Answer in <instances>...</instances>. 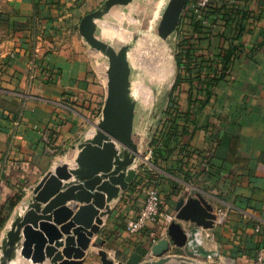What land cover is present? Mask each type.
I'll return each instance as SVG.
<instances>
[{"label": "crops", "instance_id": "1", "mask_svg": "<svg viewBox=\"0 0 264 264\" xmlns=\"http://www.w3.org/2000/svg\"><path fill=\"white\" fill-rule=\"evenodd\" d=\"M104 1L0 0V247L21 204L29 202L45 174L62 162L73 165L78 145L95 132L106 73L99 76L94 69L92 48L78 27ZM149 3L114 6L96 20V36L113 45L116 34L105 33L102 25L110 20L123 25L118 10L133 13ZM206 15L216 23L214 29L193 31L191 21L180 16L174 40L179 35L196 39L198 61L217 60L209 71L217 79L206 99L195 74L178 70L176 112L165 113L164 128L163 122L158 127L167 151L146 168L137 160L128 190L110 202L111 213L102 217L97 236L105 240L103 247L93 246L98 239L93 237L83 264H101V253L118 262L132 252L158 259L152 250L169 239L168 224L187 200L200 201L201 222L211 223L206 228L180 222L185 230H201L199 259L204 262L248 264L259 245L254 226L260 225L264 235V0H214ZM36 46L40 52L34 59ZM136 104L132 138L145 156L155 130L152 123L136 125ZM150 186L159 189L162 215L156 225L129 235L125 222L142 206ZM186 251L170 242L163 256L172 260L165 264H183ZM210 253L216 255L206 260ZM11 264L33 263L18 255Z\"/></svg>", "mask_w": 264, "mask_h": 264}, {"label": "water", "instance_id": "2", "mask_svg": "<svg viewBox=\"0 0 264 264\" xmlns=\"http://www.w3.org/2000/svg\"><path fill=\"white\" fill-rule=\"evenodd\" d=\"M130 1L133 0H105L101 8L86 13L80 20L78 28L84 40L108 60L104 105L95 132L78 145L80 153L74 164L62 162L45 174L29 202L12 220L0 247V264H11L18 255L33 264L46 259L49 264H83L86 250L100 232L102 217L111 213L110 202L128 190L134 180V165L143 154L132 138L135 101L128 53L137 36L119 48L96 36V20L114 6ZM186 2L169 0L166 4L157 26L162 39L176 30ZM72 177L73 181L62 182ZM202 206L197 200L179 203L176 221L167 227L169 239L159 241L152 250L158 259L145 260L132 252L116 264H165L172 260L171 256H163L169 251L170 242L184 247L187 241L181 221L211 226L201 222ZM104 243L98 237L93 246L101 248ZM101 256V264H114L105 253ZM181 259L183 264H194L193 260Z\"/></svg>", "mask_w": 264, "mask_h": 264}, {"label": "rangeland", "instance_id": "3", "mask_svg": "<svg viewBox=\"0 0 264 264\" xmlns=\"http://www.w3.org/2000/svg\"><path fill=\"white\" fill-rule=\"evenodd\" d=\"M149 1L147 9H143L142 6L133 13L126 9L118 10V15L124 18L123 25L116 20H110L101 28L105 33L116 34L113 38L110 37L115 48L131 42L133 36H137L128 53L131 65V91L137 103L136 125L142 124L147 127L152 123L151 128L155 133L164 122L168 104L175 96L173 86L178 67L175 31L167 39H162L157 34L159 20L169 0ZM90 50L94 56V69L99 76L104 75L105 67L108 65L107 58L99 51Z\"/></svg>", "mask_w": 264, "mask_h": 264}, {"label": "built area", "instance_id": "4", "mask_svg": "<svg viewBox=\"0 0 264 264\" xmlns=\"http://www.w3.org/2000/svg\"><path fill=\"white\" fill-rule=\"evenodd\" d=\"M214 0H187L183 11L180 16H183L185 19L196 22L202 30H212L216 27V23L210 20L206 15V10ZM190 22V23H191ZM176 31V30H175ZM182 35L177 37V40L181 38ZM40 52L39 47H35L33 50V58H38V54ZM183 62H186L183 59ZM186 65H182L180 67L181 70H184ZM215 67H211L213 69ZM154 146L150 145L145 153V156L142 158V164L147 167L149 161L153 158ZM26 206V203L23 202L20 206V212L22 208ZM222 216H224L223 211L219 212ZM162 215L161 211V197L159 189L156 186H150L146 190L143 204L136 212V214L130 218H128L125 222L126 232L129 235H134L143 230H146L152 225H156L158 223L159 218ZM172 219V218H171ZM169 225V224H168ZM254 230L259 235V245L254 252L253 256L250 258L248 264H264V235L262 233L260 225H255ZM187 241L185 244V248H187L185 258L187 260H193L194 264H204V261L199 259L200 256V246L203 244V236L201 234V230L199 228L193 230H186ZM198 236V241H194L193 237ZM189 238L193 240L191 247L189 246ZM152 242H156V239L153 238ZM216 254H206V260L211 259ZM145 260H148L145 258ZM114 264L118 263L112 258Z\"/></svg>", "mask_w": 264, "mask_h": 264}, {"label": "trees", "instance_id": "5", "mask_svg": "<svg viewBox=\"0 0 264 264\" xmlns=\"http://www.w3.org/2000/svg\"><path fill=\"white\" fill-rule=\"evenodd\" d=\"M191 24L193 25L192 26L193 31L195 30L199 31L201 29V27L196 22H191ZM195 40L193 41L191 38H184L183 36H181L179 40H176V45H175L176 64H177L178 70H180V67L182 65H186L185 71L190 75L195 74L194 79H196L197 83L200 84V88L204 91L203 96L207 99L209 95V91H210L209 87L213 83H215L217 79V76L215 74L211 76L210 75L211 72L209 71H211L210 70L211 67L216 68L218 64L216 63L217 60H212V59H208L205 61L201 59L198 61V57L194 53L195 48H196L195 45L197 43L195 42ZM227 58H228V55L226 54L222 55L223 66L227 63ZM183 59H185L186 62H183ZM181 81H182V78L179 72L175 80V85L173 86V92L176 91L177 86L179 85ZM170 103L166 109V114L173 115L176 112L175 109L173 110V104H174L173 98L171 99ZM170 121L173 124L174 117L172 119L170 117ZM162 128H164V122H163ZM150 144L155 147L153 151V158L151 159L152 161L156 159L157 157H160V158L164 157V153L167 151V142L166 140L165 141L162 140V130H157L153 134L150 140ZM144 167L146 168V166ZM14 205H15V202H12L11 206H14ZM5 219L6 217L2 218V221H5Z\"/></svg>", "mask_w": 264, "mask_h": 264}, {"label": "bare ground", "instance_id": "6", "mask_svg": "<svg viewBox=\"0 0 264 264\" xmlns=\"http://www.w3.org/2000/svg\"><path fill=\"white\" fill-rule=\"evenodd\" d=\"M194 241H198V236L193 237ZM193 240L189 238V246L191 247ZM201 255V254H200Z\"/></svg>", "mask_w": 264, "mask_h": 264}]
</instances>
